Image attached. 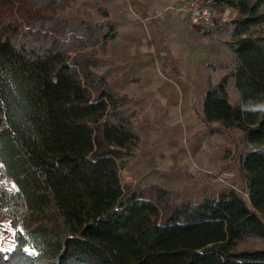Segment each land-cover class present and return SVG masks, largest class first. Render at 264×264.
I'll use <instances>...</instances> for the list:
<instances>
[{"label":"trees","instance_id":"1","mask_svg":"<svg viewBox=\"0 0 264 264\" xmlns=\"http://www.w3.org/2000/svg\"><path fill=\"white\" fill-rule=\"evenodd\" d=\"M235 7V66L207 79L192 108L242 131L246 197L235 188L178 198L145 175L124 180L142 140L106 72L114 22L73 20L60 0H0V264H264V0ZM164 67L171 65L163 62ZM240 100L231 101L230 81ZM246 244V245H245Z\"/></svg>","mask_w":264,"mask_h":264},{"label":"rangeland","instance_id":"2","mask_svg":"<svg viewBox=\"0 0 264 264\" xmlns=\"http://www.w3.org/2000/svg\"><path fill=\"white\" fill-rule=\"evenodd\" d=\"M65 6L62 13L73 20L89 19L92 22L110 20L118 23V9L112 1L107 0H60ZM185 4L189 0H179ZM221 10L229 9V20L221 21L216 27V44L222 46L219 50L221 60L215 61L214 70L221 76L235 66L234 56L230 50L232 40L229 22L238 15L235 7L217 3ZM256 34L264 32V24L255 27ZM117 36V35H116ZM111 38L104 49L105 64L100 71L106 72L112 85L118 93L124 92V80L120 69L126 66L117 55L115 39ZM116 40V39H115ZM206 41V40H205ZM119 71V72H118ZM231 101L240 100L238 90L231 80L228 86ZM128 111H135L133 123L142 140L134 148L127 166L121 169L124 180L134 179L135 176L145 175V182H157L173 190L178 198L199 199L202 194L212 192L217 194L224 188H235L245 194V178L240 166V152L245 149L240 139L242 131L232 128L221 132L220 124L213 122L210 126L200 119L194 121L174 122L159 120L153 116L159 113L162 117L164 110L156 112L147 100L134 99ZM189 126L194 128H188ZM0 183L14 188V181L0 174ZM247 197V196H246ZM0 227L5 229L3 243L12 240L13 232L9 218L0 217ZM4 240V241H3ZM7 243V244H8ZM247 245H264L260 239H248ZM245 244V245H246Z\"/></svg>","mask_w":264,"mask_h":264},{"label":"crops","instance_id":"3","mask_svg":"<svg viewBox=\"0 0 264 264\" xmlns=\"http://www.w3.org/2000/svg\"><path fill=\"white\" fill-rule=\"evenodd\" d=\"M107 1L118 9L114 45L126 62L120 69L126 83L123 91H131L134 99L147 100L156 112L164 110L162 117L159 113L153 116L158 120L199 119L192 104H202L207 79L221 77L214 67L221 60L222 46L205 41L198 26L179 10V0ZM164 61L171 65L164 67ZM4 233L0 227V241ZM7 243L11 245L12 240Z\"/></svg>","mask_w":264,"mask_h":264},{"label":"built area","instance_id":"4","mask_svg":"<svg viewBox=\"0 0 264 264\" xmlns=\"http://www.w3.org/2000/svg\"><path fill=\"white\" fill-rule=\"evenodd\" d=\"M179 10L198 26L201 36L212 43H216L218 39L216 31L218 23L230 18L228 8L221 10L218 5H213L211 0H189L182 4ZM245 194L248 196L247 192Z\"/></svg>","mask_w":264,"mask_h":264}]
</instances>
